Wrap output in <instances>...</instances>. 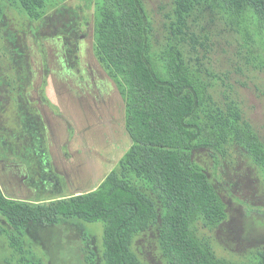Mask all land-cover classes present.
<instances>
[{"label":"trees","instance_id":"1","mask_svg":"<svg viewBox=\"0 0 264 264\" xmlns=\"http://www.w3.org/2000/svg\"><path fill=\"white\" fill-rule=\"evenodd\" d=\"M65 1L0 0V24L7 8L37 23ZM207 13L253 44L252 54L264 46V0H172L162 40L146 0H94V55L118 86L132 146L89 193L32 203L7 197L0 186V238L11 248L21 252L22 237L35 241L65 222L87 223L102 224L103 238L96 251L95 235L83 226L85 264H148L134 250L148 233L169 264H264V250L245 259L217 251L212 234L227 220V206L193 155L207 151L226 168L243 157L264 186V142L231 87L221 94L222 78L204 63L207 45L193 26ZM35 257L21 264H45Z\"/></svg>","mask_w":264,"mask_h":264},{"label":"rangeland","instance_id":"2","mask_svg":"<svg viewBox=\"0 0 264 264\" xmlns=\"http://www.w3.org/2000/svg\"><path fill=\"white\" fill-rule=\"evenodd\" d=\"M146 4L155 20L157 37L162 40L165 34V14L171 12L172 0H146ZM93 17L94 0H67L37 23L31 22L23 13L7 8L5 21L0 24V93L4 90L0 94V100L6 105L3 109L8 111H2L8 126H18L13 113L19 106L17 103L12 106L7 104L8 96L12 95V88L25 86V90L30 91L32 86L36 85L41 95H44L47 106L45 110L48 119L52 120L53 130L56 128L53 173L54 177L58 176L62 181V187L58 185L55 193L52 190L47 196L41 195L34 199L35 201L32 200V203L52 197L68 196L73 192L97 189L132 146V140L126 130L125 104L119 95L116 94L117 116H109V124H105V119L97 120L98 115L93 117L86 110L79 112L77 119L67 112L77 129L74 133L70 128V121L64 124L57 118L60 107L63 106L60 105L62 102L56 92L55 82L48 78L47 72L46 76L41 73L40 58L46 63L45 58L50 56L52 47L51 39L56 34H64L65 42H71L72 49L76 51L73 42L80 37L78 32L84 25L88 24L92 28ZM193 28L207 45V58L204 63L222 78L218 80L220 93L231 87L228 94L239 101L246 119L264 142V65L261 63L264 60V46L254 45L255 54H252L253 44L247 46L242 37L220 16H214L212 13L202 16ZM87 45L90 46L91 41ZM88 49L89 47L87 51ZM45 88H48V93L44 92ZM32 108L37 120L43 121L41 107L39 109V105L33 104ZM64 130L67 137L63 135ZM68 137L75 138L69 155L65 154L68 151L63 147V142L65 143ZM61 151L66 156L61 155ZM193 155L205 168L227 206V220L212 234L217 251L235 259H245L251 253L263 251L264 186L257 179L256 169L243 157L235 167L226 168L215 164L207 151L194 152ZM14 198L19 199L16 196ZM21 199L29 201L30 197ZM246 205L260 208L262 211L250 215ZM64 224L65 226L45 230L44 233H36L35 241L22 237L21 252L11 248L8 240L0 238V264H21V257L33 260L35 256L42 258L45 264H85L82 256L85 244L81 240V229L84 226L93 232L97 251L102 244V224L86 223L80 227L66 222ZM31 250L35 251V256L30 254ZM134 250L148 264H169L154 233L137 237Z\"/></svg>","mask_w":264,"mask_h":264},{"label":"flooded vegetation","instance_id":"3","mask_svg":"<svg viewBox=\"0 0 264 264\" xmlns=\"http://www.w3.org/2000/svg\"><path fill=\"white\" fill-rule=\"evenodd\" d=\"M78 33L80 37L73 42L76 51L72 49L71 42H65L64 34H56L51 39L52 47L49 51L50 56L45 58L46 63L40 58L41 73L46 76L47 72L48 78L55 82L56 92L62 102L60 105L66 113L70 112L77 119L78 113L86 110L93 117L98 115L97 120L105 119V124H109V116L112 118L117 116V95L121 98L122 96L116 82L94 55V24L92 28L88 24L84 25ZM89 41L91 47L87 45ZM27 90L25 86L14 87L10 91L12 95L8 96L7 104L10 103L12 106L13 103H17L19 106L13 113L16 116L15 123L18 124L15 128L8 126L2 112L6 110L3 109L6 105L4 106L0 100V186L9 198L27 201L21 197L29 196V201L33 202L32 200L41 195L47 196L53 189V144L56 128L53 130L52 120L48 119L45 110L47 106L41 91L36 85H33L30 91ZM3 91L1 90V93ZM33 104L39 105V109L41 107L43 121L35 117ZM57 118L64 124L70 121L72 124L70 128L75 133L77 129L73 128L72 118L66 117L61 110ZM63 135L67 137L66 130L63 131ZM68 139L70 138L63 142V147L68 151L65 154L69 155L71 139L70 141ZM65 154L63 156H66ZM55 177L58 178L56 186L62 187V181L58 176Z\"/></svg>","mask_w":264,"mask_h":264},{"label":"crops","instance_id":"4","mask_svg":"<svg viewBox=\"0 0 264 264\" xmlns=\"http://www.w3.org/2000/svg\"><path fill=\"white\" fill-rule=\"evenodd\" d=\"M46 90L44 91L45 93H48L47 91V89L48 88H45ZM48 97L50 98V96L48 95ZM46 98H47V96H46ZM57 105H59V104H57ZM60 106V105H59ZM60 109H61V111L62 112H64V114L66 115V117H68V113H66V111L62 108V107H60ZM75 130H76V127H75V125H74V127H73ZM74 137H75V135H74ZM72 138L71 139V142H70V151H72V149H73V147H74V143H75V138ZM61 155H63V152L61 151ZM100 186V185H99ZM94 190H96V188L95 189H93V190H91V191H94ZM91 191H88V192H73V193H71V195H78V194H82V193H89V192H91Z\"/></svg>","mask_w":264,"mask_h":264},{"label":"water","instance_id":"5","mask_svg":"<svg viewBox=\"0 0 264 264\" xmlns=\"http://www.w3.org/2000/svg\"><path fill=\"white\" fill-rule=\"evenodd\" d=\"M104 181V180H103ZM82 194H85V193H82Z\"/></svg>","mask_w":264,"mask_h":264}]
</instances>
